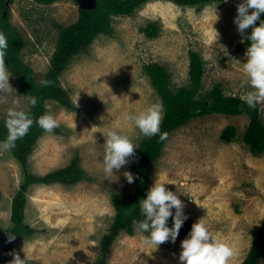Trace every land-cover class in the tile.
<instances>
[{"label": "rangeland", "instance_id": "rangeland-1", "mask_svg": "<svg viewBox=\"0 0 264 264\" xmlns=\"http://www.w3.org/2000/svg\"><path fill=\"white\" fill-rule=\"evenodd\" d=\"M240 2L223 0L187 7L173 0H149L131 16L113 17V34L99 35L67 64L59 84L72 108L46 102L45 113L54 116L57 127L37 140L27 169L31 175L45 176L68 166L77 155L85 178L71 186L35 184L28 189L24 223L33 233L18 238L13 249L27 264L97 263L102 238L116 216L113 194L126 196L135 187V180L129 184L123 176L125 170L133 173V162L114 170L118 179L103 171L104 134L114 128L139 147L149 137L125 122L124 116L162 104L144 72L145 65L156 63L166 69L169 88L176 92L189 84V54L194 52L204 69L200 94L216 85L227 96L242 97L253 90L244 83L242 70L247 50L244 42L253 26L241 35L233 22ZM9 8L10 23L24 39L22 60L41 82L55 51L57 26L77 22L79 4L76 0L50 5L14 0ZM258 24L259 20L254 26ZM150 25L157 28L153 38L143 32ZM9 84L12 90L0 92V120L7 118L9 109L30 108V100L12 75ZM258 102L264 125V99ZM249 122L246 115L214 113L175 130L166 140L148 183L149 189L159 177L166 188L177 193L185 205V222L193 224L206 217L209 230L236 248L231 264L245 260L264 219V154L254 155L242 142ZM228 126L237 129L231 143L220 138ZM25 178L10 149L0 147V264H8L3 260V233L13 226L12 203ZM187 234L153 249L142 244L137 231L133 236L122 232L111 246L106 264H181L180 245ZM256 264H264V253Z\"/></svg>", "mask_w": 264, "mask_h": 264}, {"label": "trees", "instance_id": "trees-1", "mask_svg": "<svg viewBox=\"0 0 264 264\" xmlns=\"http://www.w3.org/2000/svg\"><path fill=\"white\" fill-rule=\"evenodd\" d=\"M14 0H0L2 13L0 15V31L8 39V49L5 56V64L11 75L18 81L21 92L28 97H36L37 103L25 111L31 114L33 124L27 134L15 141V146L10 148L13 157L22 165L26 178L21 184L15 196L11 208L12 228L3 233V243L5 255L3 260L9 264L11 254L18 238L26 237L33 233L30 227L24 223L25 208L27 204L26 194L28 189L35 184L50 185L60 183L63 185H75L85 178V171L80 167V159L76 155L71 163L64 167L52 171L45 176H34L28 172L27 161L33 151L37 140L46 132L38 123V118L45 114L47 101H55L72 108L70 102L65 98L63 88L59 84V78L67 64L76 55L85 52L92 42L101 34L112 35V18L117 16H131L134 12L147 3L149 0H97L95 9L87 10L79 8V18L77 22L69 25H58L59 35L55 46V51L50 60V68L43 80L50 83L43 86L35 79L33 70L27 66L21 57L24 48V39L10 23L9 5ZM41 5H50L60 0H34ZM180 6L203 7L210 3H221L223 0H173ZM8 3V6L6 5ZM264 20V13L261 14ZM252 31V30H251ZM247 34V36L251 33ZM143 32L153 38L157 35V28L150 25L144 28ZM245 38V46H249V41ZM189 64V84L172 92L169 88L170 76L166 69L156 63L145 65L144 72L149 77L151 85L161 97L164 114L160 124V131L166 132L165 139H160L157 133L150 138L140 142L135 149L132 170L135 179V187L128 195L120 193L113 194L112 202L116 210V216L109 230V233L102 238L101 256L96 264H106L107 256L115 239L120 233L126 232L133 236L136 232L132 226L133 220L142 219L138 202L145 198L148 190V183L153 168L162 154L166 140L172 132L183 127L194 119L204 117L209 114H224L228 116L246 115L250 119L249 125L242 137V142L246 144L254 155L264 154V125L261 120L260 105L256 103L255 108H249L245 101L238 96H227L222 88L216 85L206 94H200L203 88L202 77L204 74L201 58L194 52L190 54ZM6 119L0 120V142L6 140L8 129ZM53 129L51 132H54ZM237 137V129L234 126L226 127L221 133V140L225 143L233 142ZM171 217L168 226L171 227ZM191 223L184 222L179 230V234L188 233ZM16 234L15 240L8 242V233ZM264 253V219L259 235L242 264H256L259 257Z\"/></svg>", "mask_w": 264, "mask_h": 264}, {"label": "clouds", "instance_id": "clouds-1", "mask_svg": "<svg viewBox=\"0 0 264 264\" xmlns=\"http://www.w3.org/2000/svg\"><path fill=\"white\" fill-rule=\"evenodd\" d=\"M250 9L251 12H249ZM236 10L237 15L233 22L237 25V31L241 35L250 26H253L251 33L247 36L249 46L245 53L246 62L242 64V70L246 74L244 83L253 90L241 98L249 108H255L256 103L264 99V20L260 19L261 14L264 13V0H241ZM214 15L217 20L218 16L215 11ZM258 20V26H254ZM215 33L217 34L216 31ZM7 49L8 39L0 31V92L12 90L9 84L11 74L5 64ZM49 83L48 80L41 81L43 86H47ZM29 100L32 105L37 103V98L34 96ZM162 118L163 105L154 103L138 113L126 114L124 121L133 123L144 137L150 138L159 133L160 139H165L167 133L160 131ZM37 123L46 132H51L57 127V120L51 113L41 115ZM5 124L8 135L6 140L0 142V147L10 149L15 146L17 139L27 134L33 124V119L30 113L9 109ZM104 138L103 171L108 176H115L114 170L119 171L123 166L133 162L130 158L134 157L138 145L128 135L114 128H108ZM123 176L129 184L137 178L128 170L123 172ZM165 185L166 183L157 177L147 190L145 198L138 202L143 218L132 222L134 230L141 236L142 244L153 249H157L164 242L175 243L179 230L188 219L184 212L183 201L176 192L166 188ZM170 217L171 227L168 226ZM15 238L16 234L9 231L8 242ZM180 247L179 261L181 264H231L237 254L232 243L222 240L209 230L206 217L199 218L191 225V229L186 238L181 241ZM10 254L13 258L9 264H27L26 258L21 259L16 252L13 251Z\"/></svg>", "mask_w": 264, "mask_h": 264}, {"label": "water", "instance_id": "water-1", "mask_svg": "<svg viewBox=\"0 0 264 264\" xmlns=\"http://www.w3.org/2000/svg\"><path fill=\"white\" fill-rule=\"evenodd\" d=\"M81 9H95L97 7V0H76Z\"/></svg>", "mask_w": 264, "mask_h": 264}]
</instances>
